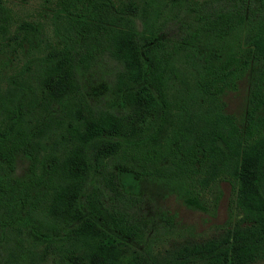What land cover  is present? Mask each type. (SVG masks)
Listing matches in <instances>:
<instances>
[{
    "label": "trees",
    "instance_id": "1",
    "mask_svg": "<svg viewBox=\"0 0 264 264\" xmlns=\"http://www.w3.org/2000/svg\"><path fill=\"white\" fill-rule=\"evenodd\" d=\"M43 2L40 19L0 0V264H236L263 246L264 204L243 198L264 201V0ZM103 56L118 64L113 106L82 85ZM249 69L239 120L221 96ZM126 172L203 210L227 182L243 233L157 258Z\"/></svg>",
    "mask_w": 264,
    "mask_h": 264
},
{
    "label": "rangeland",
    "instance_id": "2",
    "mask_svg": "<svg viewBox=\"0 0 264 264\" xmlns=\"http://www.w3.org/2000/svg\"><path fill=\"white\" fill-rule=\"evenodd\" d=\"M13 11L22 17L43 18V0H8ZM47 19V18H46ZM50 25L46 24L49 31ZM118 64L108 57L98 58L92 66L82 74V85L91 102L104 106H113L114 97L111 82ZM252 69L246 71L236 82L234 88L226 89L222 94L224 109L242 119L247 105L249 83ZM26 160L17 157L16 171L22 173ZM121 182L127 191L140 195L147 209L156 217L147 244L151 252L159 259L172 258L179 253L195 251L220 244L238 233H243V225L235 222L237 209L234 206L236 195L230 191L225 181L219 183L221 196L214 207L203 210L186 205L178 196L174 187L163 182L137 178L126 172L121 175ZM244 202L263 205L264 201L257 197L243 198ZM169 216V220L164 217ZM122 249L114 247L101 256L117 255ZM236 264H264V245L258 248L243 249L234 258ZM103 264V262H101ZM189 264H227L223 256H215L205 260H194Z\"/></svg>",
    "mask_w": 264,
    "mask_h": 264
}]
</instances>
